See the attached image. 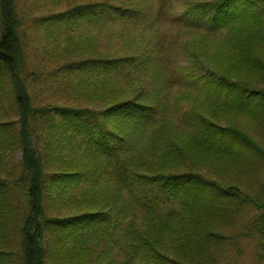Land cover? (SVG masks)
I'll return each instance as SVG.
<instances>
[{"label":"trees","instance_id":"obj_1","mask_svg":"<svg viewBox=\"0 0 264 264\" xmlns=\"http://www.w3.org/2000/svg\"><path fill=\"white\" fill-rule=\"evenodd\" d=\"M169 1L160 0L158 12L167 11ZM184 6L176 22L193 32L205 31L208 40L222 35L204 61L190 51L193 59L179 66L177 76L167 61L187 60L190 54L182 46L172 56L170 46L165 48L154 36L157 18L150 3L146 12L134 0H98L53 13L50 24L56 28L63 21L69 28L78 23L125 25L129 53L98 54L83 58L80 65L67 62L65 69L104 84L112 74L119 75L126 87L137 89L114 91L104 96L111 103L101 107L34 108L23 78L16 0H0V94L9 87L19 124L17 129L10 121H0V152L20 151L22 172L20 178H10L8 171L0 175V264H184L178 261L181 256L161 254L169 245L161 242L164 238H171L179 251L191 252L192 264H214V244L225 239L220 228L232 224L248 204L260 207L263 227L264 182L252 198L237 186L215 181L201 167L213 157L221 160L222 174L227 160L264 158L242 129L224 126L222 120L230 114L264 115L261 84L236 69L238 61L251 60L264 48V0H215L211 9L206 0H188ZM176 84L183 96L191 97L195 90L189 108H181L171 96ZM184 140L193 147L186 148ZM65 149L77 161L64 158ZM194 151L205 157L194 159ZM81 191L84 197L63 201L66 192ZM44 202L63 213L47 215ZM125 209L131 223L144 219L149 230L136 235L130 222L123 227L130 237L124 241L127 252L119 258L113 253V238ZM97 241L108 247L95 259Z\"/></svg>","mask_w":264,"mask_h":264},{"label":"rangeland","instance_id":"obj_2","mask_svg":"<svg viewBox=\"0 0 264 264\" xmlns=\"http://www.w3.org/2000/svg\"><path fill=\"white\" fill-rule=\"evenodd\" d=\"M92 1L98 0H16V15L21 21L19 33L25 53L23 78L31 98V105L34 108L56 104L72 105L77 108L101 107L111 103L105 100L104 96L110 97L114 91L118 92L123 89H126L128 93L137 89L133 86L126 87L127 81L119 75L112 74V76L108 77L109 83L104 84L96 83V78L85 80L82 75L71 73L65 69L67 62L80 65L83 62V58L90 56L98 54L115 55V52L125 54V51L129 53L128 45L124 46L126 40H128L124 36L128 35V33L123 24L99 27L95 23H78L73 28L65 26V21L61 23L60 28L50 24V18L53 13L63 12V10L75 4H88ZM118 1L125 2L126 0ZM134 1L138 2V5L145 12L149 3L152 5L151 13L157 18L154 19L156 25L154 36L158 35L159 41H162L165 48L170 46V49H167L168 53L171 52L170 55H174V50L180 51V47L186 46V50L190 54L187 56L189 59L185 60L182 57H176L174 60L170 58L167 61L169 69H173L176 76L179 72V66L186 65V61L190 62L193 59L194 56L190 51L202 61L205 60L209 51H216L215 45L217 41H220L219 38H221L222 33L213 36L219 38L208 37L209 39L211 38V40H208L203 36L206 34L205 31L204 33L200 31L193 32L175 21L176 17H181L185 13L184 11L187 7L184 6V3L188 0H170L167 11L165 9L162 12H158L160 0ZM69 34L72 36L71 39H69ZM151 49L155 51V47ZM156 49L163 51L160 46H157ZM257 50L251 59L252 62L247 64V66H243L242 63H247L251 60L238 61L236 69L240 70L244 78L259 82L264 89V77L260 73L261 70L264 72V48ZM223 63L228 66L231 65V62L224 61ZM199 72H203L201 66ZM104 76L106 77V75ZM100 79H103V76L97 80ZM6 88L3 95L0 94V121H10L19 129L13 97L8 90L9 87ZM180 91L181 89L177 84L171 86V96L173 98L177 97L181 108H189L190 102L188 99L197 95L194 93L195 90L191 91V97L183 96ZM97 94L102 95L104 101H101V97L97 98ZM179 113L181 114V112ZM253 115V117H250L252 115H246L241 118H235L230 114L225 119H222L226 121L223 125L230 124L240 128V130L242 129L264 152V115L263 113ZM176 122H178V119ZM184 142L186 148L193 147L186 140ZM42 147L43 145H40V148ZM176 153L177 151L174 154ZM63 154L68 161H77L78 159L76 156L69 154L66 149ZM193 157L194 159H201V157L205 156L194 151ZM20 159V151L12 153L0 152V175L4 171H8L10 178H20L22 173L18 165ZM209 161H211V164L205 163V167H201V171L211 175L210 177L215 181L224 186H237L243 189L242 191L249 192L252 198L261 193L260 190L264 182V158L261 157L259 160L249 158L248 160L245 156L239 160H227L222 174L218 170V163L221 160L209 157ZM179 165V169L183 170L184 165ZM10 186L14 187L11 184ZM16 192L20 194L19 191ZM82 192H66L62 195L63 201L72 196L82 198L86 195ZM123 193L125 194V191ZM109 196L111 197V195ZM44 209L47 215L63 213L60 209L50 207L46 202H44ZM126 212L125 209V217L120 221L119 228L114 232L113 238L116 242V246H113V253L114 256L119 258L127 252V245L124 241L125 238L130 237L126 230L123 229V227L128 226L129 222H132L129 219L130 213ZM260 212L261 209L258 205L250 203L235 218L232 224L220 228V231L225 234V239L220 243L214 244L216 248L214 264H264L262 256L264 252V232L262 234L260 232V230L264 229V223L262 227L260 225L261 219L259 218ZM131 226H134L133 230H135L136 235L139 233L146 235L149 230V224L141 218L139 220L136 219L131 223ZM161 242L169 244L167 248L162 250L161 254L174 259L181 256L178 261L184 264H192L191 252L179 251L171 238H164ZM93 247V256L96 259V255L107 249L108 246L103 241H97ZM134 264H146V262L135 260ZM205 264L210 263L205 262Z\"/></svg>","mask_w":264,"mask_h":264},{"label":"snow or ice","instance_id":"obj_3","mask_svg":"<svg viewBox=\"0 0 264 264\" xmlns=\"http://www.w3.org/2000/svg\"><path fill=\"white\" fill-rule=\"evenodd\" d=\"M206 4L208 9H211L215 4V0H206Z\"/></svg>","mask_w":264,"mask_h":264}]
</instances>
